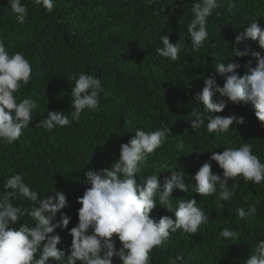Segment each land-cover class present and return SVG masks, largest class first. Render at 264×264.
I'll return each instance as SVG.
<instances>
[{"label": "trees", "instance_id": "16d2710c", "mask_svg": "<svg viewBox=\"0 0 264 264\" xmlns=\"http://www.w3.org/2000/svg\"><path fill=\"white\" fill-rule=\"evenodd\" d=\"M219 0L221 7L208 18L209 37L204 47L193 51L187 27L191 22V0H54L49 13L33 0H22L29 14L26 23L19 24L8 0H0V39L11 53L22 52L30 61V83L16 93L21 100L31 96L37 102L34 119L29 128L13 144L0 143V193L4 182L15 173L25 176L26 182L41 193L66 195L67 205L61 211L71 217L67 229L55 230L62 238L57 245L70 254L72 237L69 230L78 223L77 202L87 184L85 173L91 168L110 167L119 157L120 145L134 137L137 128L155 130L166 122L170 135L163 146L149 154L138 182L157 174L163 182L172 171L183 170L185 183L194 185L192 177L208 162L213 173L222 169L210 159L211 152H223L225 147H239L249 143L253 153L264 162V126L255 116L250 102H227L217 115L243 117L244 123L230 125L226 133H209V115L202 104L194 102L204 86V79L214 72V64L223 61L241 65L239 75L257 61L251 56L233 57L235 37L257 19L264 28V0ZM167 34L171 43L179 40L183 47L179 59L171 61L157 53L162 47L160 37ZM253 51L261 52L258 42H245ZM245 44H241L243 50ZM91 74L101 81L100 105L96 111L81 113L80 123L58 127L51 132L36 126L47 117V111L62 110L69 115L73 74ZM217 83L224 79L216 74ZM214 99H225L219 93ZM192 110L204 114L205 125L193 131L190 124ZM183 144L181 149L179 146ZM235 194L229 201H219L218 192L199 196L191 191L174 190L172 203L179 199L195 198L209 220L199 231L189 235L177 230L151 254V264H168L170 258L183 253L187 264H245L259 240L264 239V182H245L242 177L228 180ZM10 191V190H7ZM157 197V203H158ZM17 200L15 205H19ZM255 204L258 212L253 218L240 219L237 210ZM26 206V202H25ZM175 219L174 213L157 205L150 213L157 220L161 216ZM57 220L60 214H57ZM34 224L29 217L22 223ZM224 228L240 233L239 239L227 240L219 236ZM116 248L121 244L115 236ZM113 264H120L114 258Z\"/></svg>", "mask_w": 264, "mask_h": 264}, {"label": "clouds", "instance_id": "9594fccd", "mask_svg": "<svg viewBox=\"0 0 264 264\" xmlns=\"http://www.w3.org/2000/svg\"><path fill=\"white\" fill-rule=\"evenodd\" d=\"M35 5L43 6L49 13L53 10L54 0H33ZM151 4L152 0H148ZM11 11L15 14L17 23H26L29 10L22 0H8ZM221 7L219 0H191L192 19L187 27L191 37L193 51L204 47L209 37L208 18L214 10ZM235 7L229 0V8ZM250 25L235 37L233 57L251 56L257 63L252 67L249 60L244 75H239L237 69L241 65L223 61L214 64V72L204 79V86L195 96L194 102L203 105L209 115L206 123L209 133H226L230 125H240L245 121L236 115L221 116L227 102L239 104L250 102L255 110V116L264 126V56L259 51H253L245 44L252 40L258 42V47L264 49V28L257 19H250ZM162 47L157 53L171 61L179 59L183 44L179 40L170 42V37L163 34L160 37ZM245 44L244 49L240 48ZM32 66L22 52L11 53L3 39H0V143L13 144L29 128L34 119V110L38 105L36 100L27 96L17 99L16 93L22 86L30 83ZM216 74L224 79L223 86L217 83ZM75 81L71 85V119L62 110L47 111V117L39 120L36 125L48 132L58 127L70 126L74 121L80 123L81 113L86 109L96 111L100 105L101 81L91 74H73ZM219 93L225 99H214ZM190 119L195 132L205 125L204 114L192 110ZM166 122L152 131L137 128L135 135L127 143L120 145L119 157L110 167L99 170L89 169L85 176L87 184L82 197L77 198L81 207L78 212V223L69 230L72 237L70 248L66 251L58 248L62 238L55 233L57 228L67 229L71 217L62 212L67 205L66 195L55 190V195L48 193L41 197L39 190L26 182L25 176L15 173L4 182L3 193H0V264H113L114 258L120 264H151V254L154 248L161 246L172 233L182 230L185 234H195L209 220V215L195 198L179 199L172 203L174 190L185 193L191 191L199 196L217 194L219 201H229L235 194L236 185L229 190L228 180L242 177L245 182L254 184L264 182V162L253 153L249 143L239 147H225L223 152H211L210 159L222 169V175L212 171L211 164L205 162L196 172L192 180L194 185L185 183L184 171H172L161 182V176L152 174L144 177L142 183L137 178L145 167L149 154L163 146L170 135ZM183 148V144L179 146ZM10 190V191H7ZM158 197V203H157ZM19 200L17 206L15 202ZM26 202V206H25ZM157 205L174 213L161 216L158 220L150 216ZM240 219L253 218L258 209L255 204L237 210ZM60 219L57 220V214ZM24 217H29L34 224L22 223L14 227ZM118 238L121 246L116 248ZM219 236L227 240L239 239L240 233L231 228H224ZM168 264H187L183 253L170 258ZM245 264H264V239L258 241L252 254Z\"/></svg>", "mask_w": 264, "mask_h": 264}]
</instances>
